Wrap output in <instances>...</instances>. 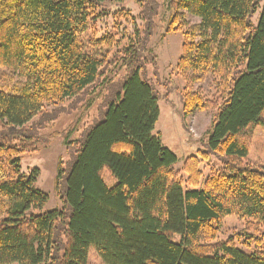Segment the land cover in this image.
<instances>
[{
    "label": "trees",
    "instance_id": "1",
    "mask_svg": "<svg viewBox=\"0 0 264 264\" xmlns=\"http://www.w3.org/2000/svg\"><path fill=\"white\" fill-rule=\"evenodd\" d=\"M106 1L123 0H0V67L24 80L15 92L0 89V264H89L91 257L100 264H264V235L218 239L227 216L247 230L264 226V166L248 160L253 130L264 127V0L168 2L166 31L183 36L184 114L217 111L207 149L187 156L181 172L154 133L159 97L141 76L154 9L135 0L146 26L122 50L121 90L81 137L63 206L43 210L48 195L34 185L37 170L23 172L19 159L34 143H16L12 134L97 81L107 62L98 51L120 41L117 30L97 37ZM115 18L133 20L123 8ZM209 75L218 100L192 88ZM105 170L116 179L112 187Z\"/></svg>",
    "mask_w": 264,
    "mask_h": 264
},
{
    "label": "rangeland",
    "instance_id": "2",
    "mask_svg": "<svg viewBox=\"0 0 264 264\" xmlns=\"http://www.w3.org/2000/svg\"><path fill=\"white\" fill-rule=\"evenodd\" d=\"M150 0L148 10L154 9L146 18L150 19L152 34L146 41V48L142 51L144 62L141 68L142 78L152 85L157 93L159 118L154 133L159 134L164 146L172 150L178 161L175 169L181 172L182 164L187 156L197 154V150L207 149V140L212 129L217 111L196 109L189 115L184 114L182 88L185 81L177 69V63L182 52L183 36L180 31L167 32V24L171 16L168 6L169 0ZM147 4V0L143 2ZM103 14L97 19V37L115 34L120 41L118 45L106 50L101 48L98 53L107 60L102 67V73L97 81L85 88L78 96L65 99L55 107L47 106L41 113L15 130L12 135L16 143L33 142L35 149L22 151L19 155L21 170L32 173L37 170L34 185L48 195V201L43 210L57 209L63 206L66 180L71 166L76 158L81 137L88 129L102 119L107 102L121 90V83L127 74V67L123 60V48L135 39L136 32L143 37L142 31L146 26L141 5L135 0H123L120 3L106 1ZM262 6V3H261ZM123 8L130 12L133 20L115 18V12ZM261 7H258L252 17L256 23ZM188 23L198 22V18L186 16ZM118 27V29H117ZM88 33H91L88 31ZM87 39V37H84ZM24 80L11 72L8 68L0 67V89L11 92L17 91ZM194 90H200L202 96L209 101L218 100L219 91L216 78L209 75L193 84ZM18 131V132H17ZM248 160L254 165L264 166V127L253 130L250 140ZM214 162L216 160L213 158ZM214 162H211L215 164ZM203 165V164H202ZM204 177L209 172V166L203 168ZM203 177V178H204ZM103 179L108 187L116 183L107 170ZM245 221L236 216L224 218L218 239L228 236L253 233L264 235V226L256 229H245ZM250 251V248H244ZM89 264H100L95 257H91Z\"/></svg>",
    "mask_w": 264,
    "mask_h": 264
}]
</instances>
